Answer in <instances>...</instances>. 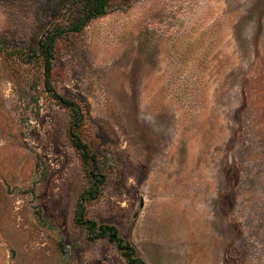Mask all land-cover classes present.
<instances>
[{
	"label": "rangeland",
	"instance_id": "rangeland-1",
	"mask_svg": "<svg viewBox=\"0 0 264 264\" xmlns=\"http://www.w3.org/2000/svg\"><path fill=\"white\" fill-rule=\"evenodd\" d=\"M71 1L0 0V264H126L72 222L87 179L36 58ZM52 85L106 177L91 219L146 264H264V0H116Z\"/></svg>",
	"mask_w": 264,
	"mask_h": 264
},
{
	"label": "trees",
	"instance_id": "trees-1",
	"mask_svg": "<svg viewBox=\"0 0 264 264\" xmlns=\"http://www.w3.org/2000/svg\"><path fill=\"white\" fill-rule=\"evenodd\" d=\"M114 1L116 0H78L68 3L71 6L70 15L63 24L45 31L37 42L36 58L42 68L44 91L69 112L67 136L80 159L87 179L86 188L79 194L73 210V224L82 229L87 245L103 240L114 247L126 264H146L131 244L120 236L115 226L98 223L88 216L87 208L99 197L106 177L98 160L81 138L86 124L81 100L59 96L52 85V61L58 42L63 36L80 32L88 22L104 15Z\"/></svg>",
	"mask_w": 264,
	"mask_h": 264
}]
</instances>
